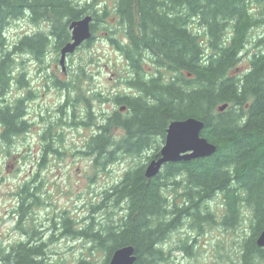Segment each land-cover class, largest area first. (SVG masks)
<instances>
[{
  "label": "trees",
  "instance_id": "16d2710c",
  "mask_svg": "<svg viewBox=\"0 0 264 264\" xmlns=\"http://www.w3.org/2000/svg\"><path fill=\"white\" fill-rule=\"evenodd\" d=\"M100 1L91 0L82 7L73 0H0L1 50L6 49L5 32L13 21L29 16L50 25L48 31L26 36L13 51L1 53L0 93L10 87L13 54L24 51L42 58L53 41L59 52L71 40L70 23L85 17ZM115 1L123 38L113 42L126 53L128 62L134 60L135 76L129 84L135 94L119 99L120 104L127 103L130 113L116 114L99 125L98 133L87 142L88 154L95 156L97 165H104L121 153L140 156L154 148L149 161L157 159L169 125L190 117L204 122L202 135L217 151L204 159L167 164L152 179L145 175L147 164L127 171L105 197L124 208L119 224L104 228L105 233L88 235L74 231L71 219L65 218L64 234L87 236L103 246L107 255L103 264H109L113 253L124 246L135 247L136 264H159L166 259L161 244L166 235L183 218H204L202 204L223 194L226 226L237 222L240 202L254 213L253 235L243 245V264H264V248L256 244L264 229V33L255 43L258 50L248 58L250 68L243 74H231L244 60L249 32L264 29V0ZM100 11L98 15L93 10L94 20L108 22V12ZM196 26L204 30L208 53ZM96 30L93 23L92 32ZM144 52L154 55L157 75L139 67ZM18 84L26 87L24 82ZM71 85L55 82L62 89ZM226 103L228 108L219 112L218 107ZM23 113L22 104L0 110L5 138L26 130ZM114 128L124 130L125 137L115 140ZM171 187H183L180 202L166 195ZM43 246L19 243L1 257L0 264H43ZM77 264L98 263L86 259Z\"/></svg>",
  "mask_w": 264,
  "mask_h": 264
},
{
  "label": "rangeland",
  "instance_id": "374dc122",
  "mask_svg": "<svg viewBox=\"0 0 264 264\" xmlns=\"http://www.w3.org/2000/svg\"><path fill=\"white\" fill-rule=\"evenodd\" d=\"M73 1L82 7L91 3ZM102 8L108 12V22L94 20L93 10L101 15ZM93 10L86 15L93 17L97 30L68 56V75L60 66L54 41L42 58L24 51L12 55V78L10 87L0 93V110L22 104L28 116L26 130L8 138L0 117V259L19 243L33 242L44 245L43 264H77L86 259L103 264L106 249L87 236L64 234L63 221L70 218L74 231L88 235L118 225L124 208L106 201V192L120 184L127 171L148 164L155 151L148 149L140 156L121 153L113 162L97 165L85 148L98 126L119 110L117 101L135 94L129 84L135 76L134 60L128 62L126 53L113 42L123 38L116 1L101 0ZM49 29V23L34 22L29 16L13 21L5 32L7 45L4 51L0 49V58L24 37ZM195 31L200 32L208 53L204 30L196 26ZM263 33V28L249 32L244 60L231 74H243L250 68L248 58L258 50L255 43ZM144 55L139 67L157 75L154 55ZM56 80L72 85L62 89L55 86ZM112 135L117 140L126 134L114 128ZM173 188L166 195L180 202L183 187ZM238 211L237 224L229 227L223 223L228 212L225 195L204 202V218H183L166 235L161 243L166 259L159 264H243L244 241L253 235L255 218L245 202L239 203Z\"/></svg>",
  "mask_w": 264,
  "mask_h": 264
},
{
  "label": "water",
  "instance_id": "95a60500",
  "mask_svg": "<svg viewBox=\"0 0 264 264\" xmlns=\"http://www.w3.org/2000/svg\"><path fill=\"white\" fill-rule=\"evenodd\" d=\"M92 16H86L70 23L69 29L72 41L65 44L61 49L60 66L66 71L67 56L76 52L84 42L90 41L92 34ZM229 104L218 107L224 112ZM205 124L197 118H187L173 121L167 130V135L160 149V157L151 160L145 167V175L148 179L157 177L164 167L170 163L189 162L197 159L211 157L217 151V147L210 143L202 135ZM256 244L264 248V229L259 234ZM137 256L134 246H124L117 249L109 264H136Z\"/></svg>",
  "mask_w": 264,
  "mask_h": 264
},
{
  "label": "flooded vegetation",
  "instance_id": "af4514ba",
  "mask_svg": "<svg viewBox=\"0 0 264 264\" xmlns=\"http://www.w3.org/2000/svg\"><path fill=\"white\" fill-rule=\"evenodd\" d=\"M60 52V51H59ZM65 74L67 73V75H68V71H67V69H66V71H63ZM148 74H152L151 72H147ZM127 97H130V96H132L131 94H128V95H126ZM118 102V101H117ZM21 105V104H20ZM118 105H120V108H119V110H116L114 113H113V115H111V116H108L106 119H105V121L109 118V117H112V116H114L115 117V115L116 114H122V115H128L130 112H129V108H128V105H127V103L126 104H120L119 102H118ZM106 115V114H105ZM104 115V116H105ZM27 114H26V112L24 111V113H23V116H22V118H21V121L23 122V120H25L26 121V118H27ZM26 126H27V124H26ZM23 133V132H22ZM86 147H87V145H86ZM85 147V148H86ZM46 150H47V148H46Z\"/></svg>",
  "mask_w": 264,
  "mask_h": 264
},
{
  "label": "bare ground",
  "instance_id": "6f19581e",
  "mask_svg": "<svg viewBox=\"0 0 264 264\" xmlns=\"http://www.w3.org/2000/svg\"><path fill=\"white\" fill-rule=\"evenodd\" d=\"M86 16H89V15H86ZM85 16V17H86ZM84 18V17H83ZM82 19V18H81ZM78 20H80V19H78ZM74 21H76V20H74ZM70 55H72V54H70ZM70 55H68V56H70ZM68 56H67V59H68ZM60 59H61V54H60ZM66 65H67V61H66ZM148 165V164H147ZM147 167V166H146ZM113 256V255H112ZM112 258V257H111Z\"/></svg>",
  "mask_w": 264,
  "mask_h": 264
}]
</instances>
